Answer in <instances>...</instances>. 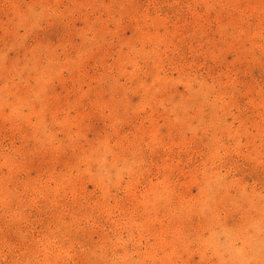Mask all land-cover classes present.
<instances>
[{"label":"rangeland","instance_id":"rangeland-1","mask_svg":"<svg viewBox=\"0 0 264 264\" xmlns=\"http://www.w3.org/2000/svg\"><path fill=\"white\" fill-rule=\"evenodd\" d=\"M0 264H264V0H0Z\"/></svg>","mask_w":264,"mask_h":264}]
</instances>
